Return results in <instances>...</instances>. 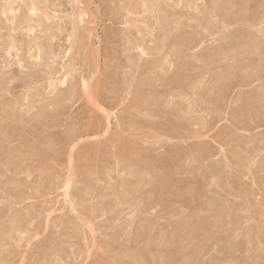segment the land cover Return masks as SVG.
Masks as SVG:
<instances>
[{"label":"rangeland","instance_id":"374dc122","mask_svg":"<svg viewBox=\"0 0 264 264\" xmlns=\"http://www.w3.org/2000/svg\"><path fill=\"white\" fill-rule=\"evenodd\" d=\"M0 264H264V0H0Z\"/></svg>","mask_w":264,"mask_h":264},{"label":"bare ground","instance_id":"6f19581e","mask_svg":"<svg viewBox=\"0 0 264 264\" xmlns=\"http://www.w3.org/2000/svg\"><path fill=\"white\" fill-rule=\"evenodd\" d=\"M23 1H24V0H23ZM27 2H28V1H27ZM29 4H30V3H29ZM32 4H33V3H32ZM25 6H26V5H25ZM33 8H34V7H33ZM5 10H6V9H5ZM5 10H4V11H5Z\"/></svg>","mask_w":264,"mask_h":264}]
</instances>
